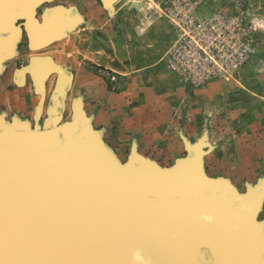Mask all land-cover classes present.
<instances>
[{"label":"bare ground","instance_id":"1","mask_svg":"<svg viewBox=\"0 0 264 264\" xmlns=\"http://www.w3.org/2000/svg\"><path fill=\"white\" fill-rule=\"evenodd\" d=\"M116 1L110 0L111 3H108V6ZM34 2L35 0H0V66L6 59L12 57L11 51L5 45L6 40L13 34V39H15L20 32L14 27L13 21L15 19L22 20V18H19L20 14L17 15L15 12L22 10L35 17ZM135 7H139L138 3H135ZM54 13V9L49 10L48 15L43 18L46 23H49L46 24L48 28L55 27L53 24L56 19H51ZM23 16H26L25 18L35 28L34 46L38 47L44 44V41L40 43L43 35L40 38L38 35L41 25L34 23L33 17ZM54 31L56 32V30ZM37 38L41 39L40 42ZM43 38L45 37L43 36ZM4 40L5 42H3ZM34 57L39 58L29 64L32 63L31 66L33 65L39 74L36 75V78L32 76L38 80L37 85L42 84L44 77L41 78V76L43 74L50 70L60 71L61 69L57 60L49 57L44 60L40 56ZM167 61L169 63V59ZM169 66L176 73L185 77L181 70L173 68L170 63ZM26 73H28L27 69H17L14 72L17 82L22 83ZM69 84V79L59 81L57 84L55 96L59 93L57 96L63 97L62 102ZM192 85L196 87L194 83ZM43 106L42 103L38 105V116ZM63 107H60V103L54 105L51 103L48 113L52 116H59ZM43 140L31 136V134H0V150L4 148L3 154L6 156L4 158L3 154H0V164H4L5 161H7L6 163L23 161L29 165H55V159L62 160L63 158L74 168V172L65 171L67 177L68 175L73 176V182H64L66 177H59L62 180L56 186L53 183L51 190L46 188L42 181H39L38 184L27 181L20 186H12L7 193L0 189V264H90V259L85 261L84 259L93 255L86 254L79 248L85 244L81 235L84 234L87 239H90L91 226L89 224L96 223L95 219L99 216V211L109 212L111 210L114 211L113 213L120 214L119 211L129 213L122 209L140 210L145 217H147L145 213L157 214L152 219L155 228L151 235L146 233L142 235L144 237L139 246L135 243L131 245L130 249H140L141 253L137 254L141 257L131 259L124 253L119 256L114 252L102 253L107 258L118 259L119 257L118 261L126 263H132L133 259H140L146 264H264L263 223L258 220L264 200V197H261V182L264 179L257 185L261 190L260 188L255 190L259 201L253 194L246 197L249 195L248 191L240 193L229 180H225L230 183L229 185L217 188L218 184H212L214 188L211 190L196 192L195 185L203 183L202 180L205 181L202 176V156L204 154V151L201 150L202 142L191 146V153L193 154L196 150L198 154L195 157L197 165L198 158L200 162V170L196 165L199 172H195V175L193 172L183 171L180 175L167 178L163 173L175 168L171 167L161 168L159 171L161 174L156 177L157 175L150 174L148 167L137 164L135 171L137 181L133 182L132 188L129 190L124 189V185L128 180H134V178L126 177L123 172L116 170L105 158L103 152L95 148L87 150L81 148L82 138H69L61 153L56 154L55 151L49 156L41 155L43 145L46 143V141L42 142ZM146 161L155 164L150 160L146 159ZM118 162L122 166H128L123 165L121 160ZM57 166L61 167V164L59 163ZM1 173L6 176L8 174L6 170ZM44 173L46 171L42 174ZM150 175L154 177L148 182L149 189L143 188ZM45 176L53 178V173L48 172ZM92 180L101 182L108 180L111 184L104 190L105 194H99L102 197L98 204L84 202V199L92 200L93 192H95L93 187L80 188L83 185L81 181H86L88 184L93 182ZM214 182H218V180ZM71 184L75 186L71 187ZM157 195L158 202L154 198ZM105 196L113 197L114 200L108 205L102 203ZM251 197L254 200L250 201ZM105 232L104 230L103 234ZM153 234H157L158 237ZM170 235L174 239L163 241ZM46 248L53 258L48 255L47 258L44 257L46 258L44 261L40 259L39 253L42 254ZM208 250L213 256L210 260L206 256ZM79 254L85 256H82L83 259L79 257L75 260V256ZM95 264H98V261Z\"/></svg>","mask_w":264,"mask_h":264},{"label":"crops","instance_id":"2","mask_svg":"<svg viewBox=\"0 0 264 264\" xmlns=\"http://www.w3.org/2000/svg\"><path fill=\"white\" fill-rule=\"evenodd\" d=\"M154 1L156 6L150 1H133L131 6L137 11L124 21L121 16L109 15L114 10L117 12L118 3L108 6L102 0H85L79 12L83 9L87 14V25L106 29L105 35L98 36L97 44L90 42L82 53L78 51V58L70 65V77H62L61 69L43 74V80L55 76L51 88L45 86L44 90L37 86L38 80L28 79L26 75L22 83L17 82L15 75L7 80L6 67L1 66L0 134L27 135L73 126L74 114L72 123L61 122L73 93V99L78 96L83 103L91 129L99 132L100 141L118 160L122 159L120 154L129 160L135 151L161 167H174L180 156L191 154V146L208 131L213 150L202 156V166L205 163L208 172L217 173L233 164L225 174L236 175L232 179L237 184L246 182L264 163V77L257 73L263 68L250 63L238 83L217 80L193 87L186 77L169 66L167 48L176 31L159 12L160 0ZM135 3L138 8L134 7ZM123 23L130 30L116 28ZM90 64L120 73L121 82L117 84L120 88L112 90L102 70L85 75ZM64 79L70 80L64 107L59 116H52L48 113L52 94ZM40 103L44 106L38 116ZM77 106L75 102L74 108ZM224 113L225 130L218 126L219 114ZM207 114H212V118ZM208 121L215 124L214 129L208 128L211 125ZM262 213L264 235V203Z\"/></svg>","mask_w":264,"mask_h":264},{"label":"rangeland","instance_id":"3","mask_svg":"<svg viewBox=\"0 0 264 264\" xmlns=\"http://www.w3.org/2000/svg\"><path fill=\"white\" fill-rule=\"evenodd\" d=\"M85 0H48L45 1L43 4L39 5L35 9V18L39 21V24L41 27H39L38 35L39 38L41 35V39H38L40 43L44 41V44L41 46H34L33 43V38L30 37L28 28L26 26L24 18L21 19H15L14 22V27L20 30L18 36L13 39V35L10 38L3 41L5 42V45L7 48L12 50L13 54L12 57L6 59L1 66L6 67L5 75L7 80H10L12 78V75H14V72L17 69H20L26 65H28L31 62L32 57L34 56H40V57H49L53 60H57V63L59 64L60 68L62 69V77H70L71 73V63L73 62V59L78 58V51L82 53V51H85L89 47V43H98V40L100 41V38L98 36H102L104 32H106V29L102 27H97V28H92V26L87 25V14L81 10V13L79 12V8H83ZM99 1V0H96ZM121 1V2H119ZM133 1H150L151 5H155L154 0H117L114 4L118 3L115 5L117 9L110 12L109 15L112 16H121V18H130L136 11L137 9H133L132 3ZM167 0H160L161 2V7L159 8V5L157 8L160 10L159 12L164 16L168 21L169 17L165 15L163 8ZM98 3V2H96ZM200 6L199 8L195 11L194 15L197 17V20H200L201 17H208L214 14L215 12L217 13H228V14H234V13H244L246 16V21H248V25H252L253 27V32L250 34L248 31L249 29L246 28V26H240L241 30L244 31L245 36L248 40H252L253 46H255L254 53L251 54L250 58L247 60V62L244 63L242 68L235 73L233 76L226 77L225 75L222 76H216L211 79H208L205 81L203 84L196 85L195 88H199L202 86L209 85L213 81L217 80H224L225 82H233V83H238V81L243 77V75L246 72V69L248 65L251 63H256L258 67H261L263 69L259 70L257 73L262 74V77H264V0H200ZM113 4V5H114ZM98 5V4H97ZM129 5V6H126ZM156 6V5H155ZM61 7V8H60ZM135 7V6H134ZM68 8V9H67ZM137 8V7H136ZM54 9V16L51 18L52 20L56 19V23L54 22L52 27H47L49 23H46L43 19V15H48L47 12L49 10ZM57 12H56V11ZM59 10V11H58ZM62 10V12H61ZM100 10V9H99ZM252 13H250V12ZM60 12V13H59ZM102 12V11H101ZM112 13V14H111ZM106 14V13H105ZM60 15V16H59ZM69 15V16H68ZM67 16V17H66ZM73 17V18H72ZM120 18V17H119ZM102 20L104 19V13L103 17L101 18ZM58 20V21H57ZM64 20V21H62ZM51 22V20H50ZM170 22V21H169ZM53 23V22H52ZM67 23V24H66ZM128 23V20L126 21ZM175 31H176V36L173 42L169 45L167 48V55L166 59L169 57V51L173 47V45L177 42L179 38V33L178 29L176 26L170 22ZM254 23V24H253ZM47 24V25H46ZM121 24V23H120ZM116 26V28L122 29L124 32H127L129 26L127 24H122V25ZM103 25V24H102ZM131 25V24H130ZM240 25V22H239ZM46 27V28H44ZM7 29V28H3ZM42 29V30H41ZM52 29V30H51ZM38 30V29H37ZM56 30V32L54 31ZM45 34V35H44ZM107 34V33H106ZM90 36V38H89ZM38 37V36H37ZM7 38V36H6ZM62 38V39H61ZM12 42H11V40ZM46 39V40H44ZM36 47V48H35ZM40 47V49H38ZM39 54V55H38ZM87 58H85V61ZM0 66V69H1ZM64 66V67H63ZM63 67V68H62ZM102 70L106 75H107V82L108 86L114 90L120 88L119 84L121 82V78L119 76L121 75L120 73L112 70L111 68H104L102 66H96L91 64L89 65V69L86 70L85 75L93 74L94 72H99ZM248 71V70H247ZM26 76L28 79H34L32 76L27 73ZM260 77V78H262ZM55 76L52 77L50 80H43L42 84L40 87H42L44 90H46L45 86H48V88H51V86L54 83ZM35 80V79H34ZM185 80V79H184ZM191 84L192 82L188 79ZM38 84V83H37ZM46 84V85H44ZM52 84V85H51ZM85 84V83H84ZM38 86V85H37ZM38 89L43 90V89ZM53 90V89H52ZM46 92V91H45ZM48 92V91H47ZM52 93V92H51ZM73 94V93H72ZM70 95L69 102H68V110L63 113L61 117V122L65 124H70L73 122V109L75 107V102L74 100L78 99L79 97H75L73 99V95ZM83 95L80 96L82 99ZM73 99V100H72ZM186 113V112H185ZM220 119L218 121V126L222 127L224 130L226 129V124H227V118L225 113L224 114H219ZM208 118H212V114H207ZM225 117V118H224ZM209 129H214L215 124L208 121ZM186 142H189L186 139ZM198 142H202L204 145V154L203 156L209 153H212L213 150V145L211 144L209 140V134L208 131L203 136H200L195 144ZM194 144V145H195ZM190 145H193L192 143ZM193 145V146H194ZM207 152H206V151ZM211 155V154H210ZM209 155V156H210ZM121 156V162L123 165H127L128 157L125 154H120ZM189 155L188 152L183 154L182 156L179 157V159H185ZM264 161V160H263ZM228 163V161H227ZM262 164V163H261ZM157 165V164H156ZM230 165L234 166L233 164H229L228 166L225 167V169H220L221 171L215 173V172H208V168L205 167V163L202 166L203 169V179H208L210 181H219V180H229L230 182L233 181V179H236V175L233 177L227 176L225 173H228L227 171L231 170ZM263 167L258 168L255 172L254 175H252L250 178H247L248 180L242 181L241 183L239 182L238 184L233 181L231 184L240 192V193H245L248 191L249 186H256L260 180L264 179V163L262 164ZM159 166V165H157ZM160 168H171V167H161ZM206 170V172H205ZM206 173L212 175V178L206 175ZM233 178V179H232ZM264 203V200H263ZM263 208V204H262ZM259 211L258 215V220L263 222V213L262 211ZM262 234V233H261Z\"/></svg>","mask_w":264,"mask_h":264},{"label":"water","instance_id":"4","mask_svg":"<svg viewBox=\"0 0 264 264\" xmlns=\"http://www.w3.org/2000/svg\"><path fill=\"white\" fill-rule=\"evenodd\" d=\"M45 1H48V0H35V2H34V5H35L34 13H35L36 7L43 4ZM102 1L105 5H108V3L109 4L111 3L110 0H102ZM27 13H25L22 10L15 12V14H17V15L20 14L19 16H21V17H19V18L26 19L25 22H26V26L28 28L29 35L31 38H33V37H35V28H34L33 24L31 25L28 22V19L25 18L26 16H23V15H28L30 18L33 17V22L36 24L39 23V21L33 16V14L30 15L29 13L28 14ZM44 17H45V15H43V18ZM10 51H11L10 54H13L11 49H10ZM37 58H39V57H32V59H31L32 63ZM44 58H48V57H43L42 60H44ZM31 64H28V65L22 67L21 69H23V70L27 69L28 73L31 74L34 78H36V75H39V74H37L36 70L33 68V65L31 66ZM21 69H18V70H21ZM55 90L52 94V99H51L52 103H53V105L56 103H60V107H63V102H62L63 97L57 96L59 93L55 96ZM60 94L62 95V93H60ZM59 97H60V100H59ZM75 101L78 103V106H77V109L74 108L75 124L73 126H71V127L63 126V127L58 128L57 130L54 129L52 131L43 132V133L42 132H30L31 136L37 137L39 139L40 138L44 139L42 142L46 141V143L43 145L44 148L41 151V153H42L41 155L46 154L47 156H49L50 153L55 152V151H56V154H58V152L61 153L62 150L64 149L63 148L64 144L66 143V141L69 138L78 137V138L83 139L80 142L81 148H83L84 150L95 148L98 151L103 152L105 158L114 166V168L116 170H119V172L120 171L123 172L126 177L134 178V180H128L126 182V184L124 185V189L130 190L132 188L133 182L137 181V175L135 173L137 164L141 165L142 167H148L150 174H155L154 176L157 175L156 177H158V174H161V173H159V171L161 169L160 167H158L155 164L149 163L148 161H146V159L143 156L139 155L135 151L133 152L132 157H130V159L127 161V165H128L127 167L120 165L118 162V158L113 154V152L110 151L99 140V137H100V136H98L99 132H94L91 129V127L89 126V120L86 118L85 111L83 110V103L81 102V100L76 99ZM50 108H51V106L49 107V109ZM1 133H3V132H1ZM35 142H41V141H35ZM3 149L0 150V154L4 153ZM196 155H198V154H197L196 150H194V153L193 154L191 153L190 156H188L187 158L178 159V162L174 166L175 168L171 169L172 171L164 172L163 175L167 176V178H171L172 176H177V175L182 174L183 171L193 172V175H195V172L198 173L200 170L199 158H198V165H197V162H196L197 159L195 158ZM3 156H4V158L6 157L5 154H3ZM6 162L7 161H5L4 164H0V189L5 190L4 191L5 193H7L9 191L10 187L20 186V184L25 183L27 181L28 182H34L36 184L40 183L39 181H42L44 186L46 188H49L50 190L52 189L53 183L56 186V185H58L59 181L62 180V178H59V177L65 176L66 178H65L64 182H68V183L73 182V180H72L73 176L68 175V177H67L65 175V171L68 170V171L74 172V168L72 167V165H70L68 162H66L63 158H62V160L55 159V165H50V164L40 165V166L37 164L36 165H29L23 161L22 162L12 161V162H8V163H6ZM59 163L61 164V167L57 166ZM196 165L199 168V170L196 169ZM5 170L8 173L7 176H6V174L1 173L2 171L5 172ZM44 171H46V173L52 172L53 178L45 176L46 173L42 174ZM154 176L150 175L147 182H145V184L143 185V188L149 189L148 182ZM52 180H53V182H52ZM156 180H157V178H156ZM92 181L93 182L88 183V184L86 183V181H81V183L83 185H81L82 187H80V188L82 189V188H86V187H93V190L95 192H93L94 194L92 196V200L84 199V202L91 203V204H98L101 197H102V196H99V194H105L104 190H106V188L109 187L111 184L109 183L108 180L105 182L104 181L101 182L100 180H92ZM202 182L203 183H200L199 185H195L196 186V192L197 191L198 192L204 191V190H211L212 188H214V186L212 184H216V185L218 184L217 188H218V186L220 188L222 185H229L230 184L228 181H225V180H219L218 182H214V181H210V180H205V181L202 180ZM263 183H264V181L261 182L262 190L260 187L257 186L259 183L256 186H249L248 192H247V194H249V195H247L246 197L253 194L255 199L257 201H259L258 194L256 196L255 190H258L257 188H260L261 197L263 198L264 197V190H263L264 184ZM73 186H75V185L71 184V187H73ZM76 186H78V185H76ZM53 193H54V191H53ZM154 198L157 199V202L159 201L158 195L155 196ZM104 199L105 200H104V202L102 201V203H105L107 205L110 202H112V200H114L113 197L108 198L106 196L104 197ZM251 199L254 200L253 197L250 198V201H251ZM121 207L124 208L125 206H121ZM93 211L97 212L95 210H93ZM122 211H127L129 213H123V212L119 211L120 212V214H119L118 212L113 213L114 211H111V210L109 212L108 211H99V216L95 219L96 223L89 224V226H91L90 227V233H89L90 239H87L86 236L84 234H82L81 238L83 239L85 244L81 245L79 248H80V250L82 249V251L85 252L86 254L90 253L93 256L86 257L84 259V261L90 259V264H95V263H97V261H98V264H146L145 262H143L140 259L139 260L133 259V261H131L132 263H126V262L118 261V259H120L119 257H118V259H112L113 257L107 258L105 255H102V253H107V254L109 253L110 254V253L114 252V253L118 254V256L123 255V253H124L125 255H128V257H130L131 259L133 257H141V255L137 254V253H141L140 249H130L131 245H133V243H135L139 246L140 241H142L141 239L144 237L142 235H144L145 233L151 235L153 233V228H155V226H154V223L152 222V219L155 218V216L157 214L153 215V214H146L145 213V215L147 216V217H145L140 210L122 209ZM104 230L106 232L103 234ZM153 236L158 237L157 234H153ZM253 238H254V236H253ZM171 239H174L172 235H170L166 240H163V239L162 240L163 241H171ZM162 240H161V242H162ZM258 240H259V238H258ZM259 241H258V243H259ZM260 243H261V241H260ZM47 252H48V248L43 250L42 254L39 253L41 260L45 261L48 255H50L51 258H53V255L50 252H48V253ZM82 256H85V255L79 254V255L75 256V260L78 259L79 257H81L83 259ZM206 256H208L209 260L211 258H213V256L211 255L209 250L206 253ZM44 257H46V258H44ZM111 260H113V261H111Z\"/></svg>","mask_w":264,"mask_h":264},{"label":"built area","instance_id":"5","mask_svg":"<svg viewBox=\"0 0 264 264\" xmlns=\"http://www.w3.org/2000/svg\"><path fill=\"white\" fill-rule=\"evenodd\" d=\"M200 4V0H167L163 8L179 33L169 51V63L195 85L216 76H233L255 49L240 28L253 32L244 13L215 12L197 20L194 13Z\"/></svg>","mask_w":264,"mask_h":264}]
</instances>
